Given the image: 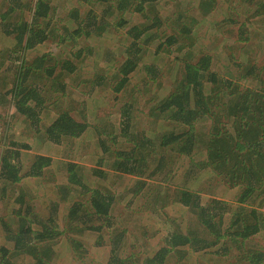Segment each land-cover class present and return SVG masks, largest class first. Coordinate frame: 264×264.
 <instances>
[{
  "label": "trees",
  "instance_id": "trees-1",
  "mask_svg": "<svg viewBox=\"0 0 264 264\" xmlns=\"http://www.w3.org/2000/svg\"><path fill=\"white\" fill-rule=\"evenodd\" d=\"M4 1L6 10L1 14L0 41L4 38L9 41L0 46V72H13V79L2 94L1 103L10 99L8 101L16 112L37 130L47 102L59 104L63 99L61 94L65 95L66 86L60 82V73L73 74L79 70V65L82 73L87 69L83 64L94 48L79 47L78 40H99L113 32L122 33L120 49L115 55L124 57L114 61L110 67L112 72L105 70L97 75L94 69H99L100 64L95 63L91 69L94 70L93 76L85 81L82 79L89 85L85 93L88 97L93 90L106 85H113L112 91L121 93L130 84L133 74L139 71L146 74V85L159 82L166 63L181 61L182 68L174 80L173 90L158 104L147 107L145 113L141 112L148 120L145 130L161 135L152 140L137 130L132 105L119 111L120 132L127 148L115 149L119 138L113 133L118 129L114 128L112 133L93 129L97 135L98 147L94 155L97 159L93 161L94 167L87 171L93 180L85 175V171L78 174L74 166L69 165L63 188L70 193L64 202L70 204L62 211L63 221H60L57 199H50L43 209L47 210V215L42 216L43 210L39 212L30 205L26 206L23 193L16 198L15 194H8L10 187L25 179L43 177L53 161L38 155L25 164L21 151L32 148L27 144L5 142L6 149L0 159V200L11 201L19 207L6 215L0 214V264H68L64 251L81 247L73 235L84 231L101 235L117 225L113 215L117 198L108 187H102V181L111 170L131 177L129 181L133 186L129 192L134 204L144 194L149 180L159 172L167 170L166 176L171 174L169 179L173 180L182 159L186 160L185 180L176 182L179 191L175 200L189 208L195 215L196 224L202 226L211 238L187 235L192 228L190 222L185 228L184 225L167 228L158 242L150 241L157 232L154 235L147 232L146 240L137 246L138 254H131L126 248L128 244L123 243L124 233H120L110 240L111 250L106 264H167L172 253L181 264H222L220 258L228 256L229 242L241 249L240 243L264 232V202L258 206L254 202V198L258 201L264 197V65L258 66L255 58L248 54L240 59L224 51L222 60H227L228 64L218 67L221 53L216 56L197 47L199 36L193 34L191 26L200 23V18L194 19L192 25L191 22L185 23L183 15H177L173 20L166 18L156 8L164 0H72L64 23L55 21L58 15L51 0H30L32 18L24 20L22 16L20 21L10 20V17L23 10L28 0ZM245 1L258 2L254 15H263L261 2ZM215 3L217 0H201L200 17L206 18ZM206 5L208 10H202ZM87 6L89 9L86 10ZM233 6L230 2L229 10L234 9ZM133 14L140 15L141 24L129 26L128 17ZM156 42L152 60L145 63L149 58L146 56L151 55L149 46ZM48 44L60 48L62 53L58 57L54 53L34 54L39 47ZM68 49L72 59L66 58ZM109 57H113L111 53ZM161 59L164 64L158 63ZM233 66L236 69H232ZM112 74L115 81L109 79ZM3 77L6 78L1 76L0 79ZM250 83L258 87H249ZM6 87L8 84L4 82L3 88ZM48 92L56 94L49 97ZM91 127L86 119L79 121L72 116V111L64 109L45 130L46 141L60 144L64 139L76 140L87 134ZM132 129H136L135 136H130ZM110 142L114 143L112 149ZM148 147L155 157V166L151 169L140 167L146 161L139 155L144 150L149 151ZM209 177H216L221 183L214 192L209 191L212 196H203L198 188ZM76 189L81 190V195L90 194L88 204L73 202ZM102 239L103 235L95 240L96 248L104 244ZM205 255L211 256L209 262L201 261ZM242 255L239 259H244L247 264H264L263 250H250ZM93 261L96 264L97 261Z\"/></svg>",
  "mask_w": 264,
  "mask_h": 264
},
{
  "label": "rangeland",
  "instance_id": "rangeland-1",
  "mask_svg": "<svg viewBox=\"0 0 264 264\" xmlns=\"http://www.w3.org/2000/svg\"><path fill=\"white\" fill-rule=\"evenodd\" d=\"M240 1L241 0H217L214 8L206 15V18L200 17L199 7L201 8V0H176L174 2L164 0L159 2L156 5V8L164 17H168L171 20H173L177 15H183L185 23L189 24L191 22V25L193 24L194 19L200 18V23L191 26L193 34H197L199 36V43L197 47L201 48L205 53L215 54L216 56L221 53V63H219L218 67H225L228 64L227 60H222L225 57L222 55L224 51L227 53H233L240 59L244 54H248L255 58L254 61L258 66H262L264 65V12L263 15L261 14L260 16L254 15L255 11L258 9V2L251 4L245 0H243L245 2L242 3H240ZM258 1L264 5V0ZM30 2L31 1L28 0L26 7L21 11L18 10L13 17H10V20L20 21L22 16L24 20H30L32 18V11L29 9ZM70 2H72V0H51V4L53 8L57 10L58 15V20L56 18L55 21L58 23H64L63 19L67 15V8L71 7ZM230 2L234 5V9L232 10H229L228 8ZM249 4L251 6H249ZM5 5L6 2L4 0H0V23L1 14L6 10ZM208 8V5H206V8H202V10H208ZM85 9H89L88 6L85 7ZM97 11L98 13L100 12V10ZM128 18L130 20L129 26L134 23H142V19L139 14H133V16H129ZM52 25H54V22ZM121 36V31H118L117 33L113 32L108 34L105 38L99 40L81 39L77 41L79 47L91 46L94 48L93 54L87 57V59H85V63L83 64V66L87 69L85 68L86 70L82 73L80 70L81 66L79 65V70L73 74L66 71L60 73V82H63L66 86L63 92L65 95L60 93L63 99L59 104L52 103L51 101L49 103L47 102L46 109L41 116L42 122L38 130L31 126L30 121L26 120L16 112L13 104L8 101L10 99L6 98V101L1 103L3 100L1 99L3 93L0 92V159L6 149L4 147L6 145L5 142H16L17 144H27L32 148L30 151H21L22 159L25 164H28L34 156L38 155L49 157V159L51 158L53 161L51 167L45 170L43 177L39 179H25L23 183H19L8 189V194H15V198L19 194L23 193L26 197V206L30 205L32 208L34 207L35 211H39L42 207L47 206L46 204H48V202L52 199H57L59 202L60 221H63L64 215H62V211L64 207L68 205L64 201L68 199L70 195V193L67 190L65 191L63 188L69 174V165H73L75 172L78 174L85 171V175L93 180L91 173L87 172L94 167L95 164L93 161L97 159L94 158V155L97 153L96 148L98 147L96 139L97 135L94 133L93 129L96 128L95 132L97 129L105 132V129L106 132L112 133L115 128L114 123H118V121H120L118 114L119 110L123 109L124 106L132 105L134 107V125L138 131H143L147 134V138L152 140L155 136L161 135V133L156 132V134L154 131L151 133L152 131L149 132L145 130V127L148 126V124L145 125V122H148V120L141 112L143 111V113H145L144 111L148 110L147 107H153L155 104H158L173 90L172 87L174 80L178 77L182 68L181 61L169 62L168 65L166 63L164 73L160 77L158 83L145 85L144 81L147 78L146 74L139 71L133 74L130 84L122 89L121 93L112 91L113 85H106L101 89L97 88L96 90H93L91 96H85L86 91L89 90V85L84 83L83 80L85 81L86 79H90L93 76L92 72L94 70L97 75L103 74L105 70L111 73L112 69L110 67H113L114 61L118 59L122 60L124 57H116L115 55V53L118 55V50L120 49L119 43ZM8 41L9 40H6V38L2 39V41H0V46H5ZM156 46L157 42L149 46L148 50L151 51V55L146 56V58H149L145 61V63L152 60ZM68 50L66 58L72 59V57L69 56L71 50ZM48 53H54V55L58 57L62 51L60 48L54 47L52 44H48L45 47H39L34 52V54ZM110 53L115 58L114 60H112L113 57H109ZM95 63L100 64L98 67L99 69L95 67L94 70H91L93 69L92 66L95 65ZM158 63L164 64V60L161 59ZM7 67H9V65H7ZM231 68L236 69L234 66ZM223 70L225 71V68H223ZM58 72H60V68L58 69ZM226 73L227 72H225V76ZM12 75L13 72L10 74H4L6 78L3 77L0 79V87H2V91H6L10 87V83L13 79ZM113 75L114 74H112L109 78L111 81H115ZM4 82L8 84V87L3 88ZM42 83L47 84L46 81H42ZM48 84H50V82H48ZM250 85L255 86L254 88L258 87L257 84L253 83L248 84L249 87H252ZM48 94L49 97H52L56 93L48 92ZM134 99L137 101H134ZM64 109L72 111V116L79 121L86 119L88 123H91V129L87 134L85 133L84 136L76 140L71 141L69 139H64L60 144L47 142L45 130L50 124H52L58 113ZM107 124L111 127L107 126ZM200 125L205 127V124ZM134 130L132 129L133 132L131 131L132 133H130V136H135ZM116 144L115 149L117 148L123 150L127 148V146L123 145L124 139L116 140ZM109 145L112 149L114 143L110 142ZM147 149H149V147ZM151 151V149H149V151L144 150L139 155L146 161V164L140 165L141 168L146 166L148 169H151L155 166V157L153 158ZM185 164V159L178 162L176 176L174 177L175 182H182L185 180L183 177V171L186 170ZM105 168L107 170L110 169L109 166H105ZM111 171L105 180L102 181V187L104 185L108 187L117 198L113 209V215L116 219L117 225L114 229L105 230L104 233L101 234L103 235L102 242L104 244L100 248H96L94 245L96 244L95 239L99 238V236H101L100 234L84 231L77 233V235H73L74 239L80 243L81 247L72 250L68 248L64 251L63 255L68 258V264H94L93 259L97 261H95L96 264H106L111 250L110 240L115 238V236L120 233H124L123 243L126 245L128 244L126 246L128 252L136 254L139 251L137 246L146 240L145 231H149V229L154 231L166 230L168 226L166 224L168 223L167 220L170 219L171 216H176L181 212V210L179 211L177 209L168 211L167 213L165 211H161L160 213L146 212L145 208L149 210L157 208L154 207L155 205L162 207H165L166 205V201L164 200L165 193L161 191L158 193V190L156 189H154V192L149 191L146 194L144 193L143 199L148 195L151 197L158 195L159 200L156 201L155 198L151 200L149 196V200H147V202H143L140 199L132 205L130 199L132 194L129 192L130 188L133 186V184L129 181L131 178L121 176L116 173L114 174ZM91 180L88 181L93 183ZM220 183L221 182L218 178L209 177L205 181L201 182L199 188L202 189L203 193L206 195H211L208 190L215 189ZM13 190L16 191L13 192ZM1 194L2 191L0 190V198ZM174 195L173 189L166 190V198L168 202H171V200L174 199ZM73 196V202L79 201L88 204L90 194L81 195V190L76 189L73 191ZM257 199L258 198H254L256 206H258L261 201L264 202L263 196L261 197V200L257 201ZM128 202L129 206L135 205L133 208L137 209L136 213L127 211L126 208ZM10 203L12 204L11 206ZM51 204L52 203H50V205ZM14 206L16 207V203L11 201L0 202L1 216L12 211ZM171 212H174V214H171ZM140 213H143V216H141ZM152 220H154L153 223H150ZM190 222H192V228L190 232H187L186 230L187 235L191 234L194 238L201 239L211 238L202 226H198V224H196L195 215H193L191 211L190 215H188L186 219H183L182 222L178 223L173 221L171 223L170 221L168 224L169 226H172V228L182 225H184L185 228V226ZM154 234L155 233L150 235ZM150 241H161L160 234H156L155 237L150 239ZM240 245L242 247L241 249H239L232 242L228 243L230 251L228 256L220 258L223 259L222 264H247L248 262L244 259H239L240 255L245 254L250 250L264 251V232L260 233L253 239L244 242L243 244L240 243ZM172 254L169 256L167 264H181L176 261ZM210 259L211 256L205 255V257L201 258V261L206 263L207 261L209 262Z\"/></svg>",
  "mask_w": 264,
  "mask_h": 264
},
{
  "label": "crops",
  "instance_id": "crops-1",
  "mask_svg": "<svg viewBox=\"0 0 264 264\" xmlns=\"http://www.w3.org/2000/svg\"><path fill=\"white\" fill-rule=\"evenodd\" d=\"M1 76H4V73L0 72V77ZM0 92H2L4 94L6 91H2L0 89ZM118 114H119V117H120V113H118ZM120 123H121V118H120V121H118V123H114L115 124L114 126H115L116 129H118V131L116 133H113V136H118L119 139H124L121 136V132L119 133V131H120ZM126 140H127V137H126ZM123 145L127 146L126 144H123ZM130 145L132 146V144L129 143V146ZM111 172L115 174V172H113V171H111ZM166 173H167V170L164 171L163 173H160L159 172L156 177H153L152 179H150L149 180V185H148L147 189L144 192L145 194L148 193L149 191H153L154 192L155 191L154 189L158 190V193H160V191L161 192H164L165 193L164 200L166 201L165 208H163L162 206L155 205L154 207H157V208H155V209H149V210L147 208H145V211L146 212H157V213H160L161 211H165L167 213L168 211H173L175 209H177L179 211L181 210V212L178 213L176 216H171V218L167 220L168 223L170 221H171V223L173 221H176V222L180 223V222H182L183 219H186L187 216L190 215V210H189V208H185V207L177 204V202H176L177 199L175 200V195H174V200H171V202H168V200L166 198V190L173 189L174 194H176V192L179 191L178 190L179 188L176 186V182L174 180V177L176 176V172H174L175 173V176L173 177V180L169 179V177H171V174L166 176ZM121 176H125V175H121ZM126 177L131 178L130 176H126ZM23 182H24V180L21 183H23ZM198 189H199L198 191L200 193H202L203 196H212L213 195V194L212 195H206L205 193H203V191L200 188H198ZM208 191H210V189ZM212 192H214V189H213ZM149 196L150 195H148L146 198L143 199V197H144V194H143V195H141L138 198V200L141 199L143 202H147V200H149V198H148ZM154 198H155L156 201L159 200V196L158 195H154L152 197L150 196V199L151 200H153ZM0 202H2V201L0 200ZM115 204H114V206H115ZM132 205L129 206V202H128L126 209H127L128 212L136 213V210L137 209H134L133 207L135 205L134 206H132ZM141 205H142V203H141ZM10 206H11V204H10ZM13 208H18V207L17 206L16 207L14 206ZM44 208H46V206H44L41 210H39V212L42 211ZM171 214H174V212H171ZM41 215L42 216L47 215V210H43V213H41ZM140 215L143 216V213H140ZM153 221L154 220H152L150 223H153ZM155 222H157V221H155ZM168 223H166L168 225L167 228H170V227L172 228V226H169ZM144 224H146V223H144ZM149 231H145V235L147 234V232H149L150 234H153V233H156L157 232V234L159 235V232H160V239H161L162 235L164 234L163 230H156V231H154L152 229H149ZM96 239H98V238H96Z\"/></svg>",
  "mask_w": 264,
  "mask_h": 264
}]
</instances>
